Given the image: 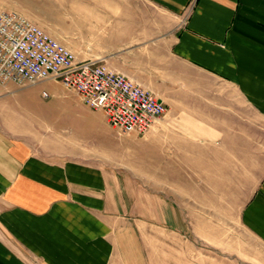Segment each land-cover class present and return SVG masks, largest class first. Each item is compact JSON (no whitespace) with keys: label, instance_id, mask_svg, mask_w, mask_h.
Masks as SVG:
<instances>
[{"label":"crops","instance_id":"crops-1","mask_svg":"<svg viewBox=\"0 0 264 264\" xmlns=\"http://www.w3.org/2000/svg\"><path fill=\"white\" fill-rule=\"evenodd\" d=\"M76 2L81 21L100 24L97 38L121 39L140 55L156 32L184 66L168 70L161 85L170 95L158 97L168 110L139 136L154 158L156 189L66 155L59 133L46 131L64 126L71 108L81 123L82 103L42 94L63 89L58 82L39 81L38 92L0 83V264H178V238L157 240L153 262L143 232L227 224L251 241L240 239L235 257L264 264V0ZM48 142L52 156L40 146Z\"/></svg>","mask_w":264,"mask_h":264},{"label":"rangeland","instance_id":"rangeland-1","mask_svg":"<svg viewBox=\"0 0 264 264\" xmlns=\"http://www.w3.org/2000/svg\"><path fill=\"white\" fill-rule=\"evenodd\" d=\"M78 10L80 8L77 7L76 0H0V12L14 11L23 15L70 49L78 59L97 60L111 70L122 72L126 70L129 76H131V72L142 75L143 78L137 80L138 84L151 91L157 98L169 97L170 87L161 85L162 80L167 78L166 82H169L170 73L168 70L173 65L179 66V68L184 67L170 55V39L157 38L154 37L157 35L156 32H148L149 37L145 39L147 43L142 45H146V52L140 55L131 54L135 48L123 49L121 39L97 38L98 34H104L98 31L97 27L100 24L81 21L82 16L76 14ZM85 17L90 18V15L83 16V18ZM130 41L138 40L130 39ZM106 49L110 52L123 49V53L100 54L101 50ZM58 83L63 89L56 92L44 90L47 94L46 98H50V94L73 95L82 103V107L77 108L83 118L81 123L71 114V110H73L71 108L67 109L62 116V120H65L66 123L64 126L56 128L52 123L46 131L52 137L59 133L67 150L66 155L106 169L120 171L131 177L137 184L146 185L154 191L156 189L155 167L151 165L154 158L147 155L149 151L145 149V144L140 145L139 143V136L146 134L149 129L142 133L118 134L107 123L105 117L107 126L98 120L96 113L103 114L101 110L91 108L80 99L75 91L65 88L60 82ZM26 84L30 85L31 83L20 85ZM36 84L29 88L38 92L41 86ZM158 84L160 85L157 86ZM163 104L165 113L169 106L167 103L163 102ZM55 145L52 142L40 143V146L44 147L43 153L46 156L57 153ZM160 186L161 184H159ZM163 186H170V184L163 183ZM199 211L202 213V210ZM176 233L165 230L162 234H158L153 229L143 232L146 251L153 262H155V255L158 254L156 252L157 240L170 243L178 238L180 252L178 264H251L249 261H241L235 257L236 250L238 252L242 250V248L240 250L239 240L245 241L246 239L248 243L251 241L234 224H227L226 230H219L217 225L216 228L203 227V229L194 232L182 231L178 232V235ZM187 240H189L188 243ZM225 242L227 246L220 248L219 244ZM245 246L247 245H243V250L249 251L250 248ZM259 249L262 248L259 246ZM169 250V247H164V253L169 255Z\"/></svg>","mask_w":264,"mask_h":264},{"label":"built area","instance_id":"built-area-1","mask_svg":"<svg viewBox=\"0 0 264 264\" xmlns=\"http://www.w3.org/2000/svg\"><path fill=\"white\" fill-rule=\"evenodd\" d=\"M60 82L120 135L142 133L165 107L151 91L92 59H78L66 46L23 15L0 12V83ZM42 94H47L43 91Z\"/></svg>","mask_w":264,"mask_h":264},{"label":"bare ground","instance_id":"bare-ground-1","mask_svg":"<svg viewBox=\"0 0 264 264\" xmlns=\"http://www.w3.org/2000/svg\"><path fill=\"white\" fill-rule=\"evenodd\" d=\"M47 80H50V79H47ZM53 81V80H52Z\"/></svg>","mask_w":264,"mask_h":264}]
</instances>
